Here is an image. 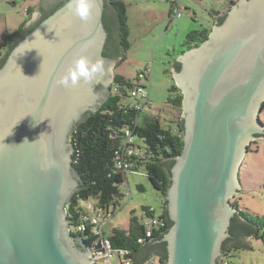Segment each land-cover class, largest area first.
<instances>
[{
	"label": "water",
	"instance_id": "95a60500",
	"mask_svg": "<svg viewBox=\"0 0 264 264\" xmlns=\"http://www.w3.org/2000/svg\"><path fill=\"white\" fill-rule=\"evenodd\" d=\"M50 1H42L30 26L56 2ZM67 2L0 66V264H95L88 243L70 228L67 205L81 185L70 134L107 100L121 60L103 54L106 1L93 0L87 21ZM37 29L44 39L33 38ZM25 39H35V49L17 57L14 49ZM81 55L104 61L99 83L60 86V76ZM175 62L184 134L168 171L172 224L162 237L165 264H218L239 210L231 198L245 194L241 161L250 142L264 135V0L233 3L207 39Z\"/></svg>",
	"mask_w": 264,
	"mask_h": 264
},
{
	"label": "trees",
	"instance_id": "16d2710c",
	"mask_svg": "<svg viewBox=\"0 0 264 264\" xmlns=\"http://www.w3.org/2000/svg\"><path fill=\"white\" fill-rule=\"evenodd\" d=\"M66 1H62L54 9L44 14L29 28H25L26 20L16 33L8 36L3 42L0 41V66L5 62L9 52L28 32ZM105 1L104 24L108 38L103 54L108 58L120 56L121 60H124V51L130 47L127 7L122 0ZM232 2L235 3L234 0ZM31 11L32 9H29L28 13L30 14ZM223 19L224 17L219 12L216 17L217 22L221 23ZM211 28L203 27L189 32L184 46L189 49L199 45L207 39ZM175 67L179 70L180 63L176 62ZM113 82L117 91L112 87L111 93L103 105L96 112L87 114L70 134L73 165L81 178V185L71 197L67 210L68 213L75 214L79 202L90 198L116 208L123 196L121 187L124 186L126 174L117 171L114 165V150L119 145L125 131L130 130L133 138L140 139L144 147L143 153L140 154L137 151L136 155L132 157L133 168L131 170L144 167L154 188L165 196L164 207L161 213H157L155 207L146 205L143 207L142 218L134 215L128 229L114 228L107 235L111 240L112 247L128 250L129 256L135 264H144L152 255L160 257L161 262L165 264L167 244L162 241V237L172 224L166 200V192L170 183L168 171L171 170L176 157L181 154L183 149L184 120L180 118L175 121L174 127L173 125L165 127L160 116L148 114L145 110H136L124 101L127 97V90L134 87V83L117 73L114 75ZM169 91L168 102L181 110L183 99L181 89L174 84ZM234 204L239 210L232 218L231 236L223 243V255L218 264H224V262L229 264L227 255L233 250L248 248L249 238L264 241V214L241 209L238 202H234ZM155 216L163 220L165 225L154 229L152 237L147 238L145 236L146 218ZM161 247L164 251H160Z\"/></svg>",
	"mask_w": 264,
	"mask_h": 264
},
{
	"label": "rangeland",
	"instance_id": "374dc122",
	"mask_svg": "<svg viewBox=\"0 0 264 264\" xmlns=\"http://www.w3.org/2000/svg\"><path fill=\"white\" fill-rule=\"evenodd\" d=\"M43 0H0V41L16 33L27 20L25 28ZM127 7L130 47L124 51V60L117 63L114 74H120L131 83L138 81L139 73L149 71L150 106L146 113L161 117L165 127L176 124L182 118L181 110L168 102L170 88L176 84L173 76L174 63L187 48L184 46L189 32L217 24L220 12L225 17L233 5L232 0H180L184 9L179 17L173 14L171 0H122ZM237 2L238 0H234ZM32 9L30 14L28 10ZM211 28V29H212ZM142 85L148 81L139 80ZM177 85V84H176ZM144 103L131 99L127 90L125 102ZM264 121V109L260 113ZM261 141L250 142L248 151L241 161L239 175L242 190L231 202H238L241 209L264 214V136ZM138 153H143V142L135 138ZM127 182L129 185H127ZM122 198L114 209V216L106 226L109 234L114 228L128 229L131 218H142L144 206H153L157 213L163 211L165 196L152 185L144 167L126 172ZM89 201H95L90 198ZM88 205V202H83ZM72 230L76 231L75 226ZM249 249L231 251L229 264H264V241L250 238ZM152 257L159 258L156 255ZM115 260H118L115 256ZM144 264H149L148 260Z\"/></svg>",
	"mask_w": 264,
	"mask_h": 264
},
{
	"label": "built area",
	"instance_id": "2783aa9c",
	"mask_svg": "<svg viewBox=\"0 0 264 264\" xmlns=\"http://www.w3.org/2000/svg\"><path fill=\"white\" fill-rule=\"evenodd\" d=\"M173 4L172 12L175 17L181 15L183 6L180 4V0H171ZM148 81L142 85L139 80ZM134 87L130 88L131 99H141L140 102L130 101L128 102L132 108L136 110L144 111L150 104L149 99V71L139 73L138 81L133 82ZM117 91V88L115 89ZM137 146L135 144L132 132L126 130L120 139L119 145L114 150V165L118 172L126 174L127 171L133 168L132 157L136 155ZM125 184V183H124ZM127 185L128 182H127ZM83 202H88V205H84ZM68 212V210H67ZM77 214V215H75ZM68 213L71 218V232L76 235L82 236V238L88 243L95 264H135L132 258L129 256V251L125 249H114L112 247L111 240L109 239L106 226L110 223L114 216V208L110 205L101 204L98 200L93 202L88 200H82L76 207V213ZM146 231L145 236L147 238L152 237L153 230L163 227L164 221L155 216L152 218H146ZM72 226H75L76 231L72 230ZM117 256L118 260H115ZM149 264H164L161 262L160 257H149ZM224 264H228L224 262Z\"/></svg>",
	"mask_w": 264,
	"mask_h": 264
},
{
	"label": "clouds",
	"instance_id": "9594fccd",
	"mask_svg": "<svg viewBox=\"0 0 264 264\" xmlns=\"http://www.w3.org/2000/svg\"><path fill=\"white\" fill-rule=\"evenodd\" d=\"M93 0H68L65 7L82 21H87L90 16V9ZM39 13L33 14V19L38 18ZM39 37L44 39L40 34L39 29L33 33V38ZM35 49V39H25L21 41L14 53L18 56L24 55L27 51ZM108 71H111L109 68ZM105 73L104 61L97 58L95 61L86 55L79 56L72 64L68 66L66 71L60 76L57 83L66 88H75L83 82L84 84H91L93 81L99 83V77Z\"/></svg>",
	"mask_w": 264,
	"mask_h": 264
},
{
	"label": "flooded vegetation",
	"instance_id": "af4514ba",
	"mask_svg": "<svg viewBox=\"0 0 264 264\" xmlns=\"http://www.w3.org/2000/svg\"><path fill=\"white\" fill-rule=\"evenodd\" d=\"M49 0H45V2H48ZM52 1V0H51ZM50 1V2H51ZM62 1H64V0H56V2L54 3L53 1H52V3H54V4H52V6H51V9H49V10H46V11H44V14H46V13H48L49 11H51L52 9H54L56 6H58ZM44 2V3H45ZM49 3V2H48ZM43 14V15H44ZM113 52H114V50H113ZM111 55H113V54H111ZM111 55H109V56H111ZM109 58H120V56H111V57H109ZM120 60H121V58H120ZM176 63V62H175ZM116 66H117V64H116ZM116 66L114 67V68H116ZM114 75L115 74H113V77H114ZM113 81H114V79H113ZM112 81V83L109 85V88H110V91H111V88L113 87V88H116V86L114 87L113 86V84H114V82ZM98 89L99 90H103V86L102 85H99L98 86ZM260 136H264V135H260ZM160 249V251H164V249H163V247H161V248H159Z\"/></svg>",
	"mask_w": 264,
	"mask_h": 264
}]
</instances>
